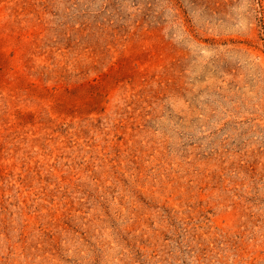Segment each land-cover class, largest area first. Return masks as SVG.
I'll return each mask as SVG.
<instances>
[{
  "label": "rangeland",
  "instance_id": "374dc122",
  "mask_svg": "<svg viewBox=\"0 0 264 264\" xmlns=\"http://www.w3.org/2000/svg\"><path fill=\"white\" fill-rule=\"evenodd\" d=\"M0 264H264V0H0Z\"/></svg>",
  "mask_w": 264,
  "mask_h": 264
}]
</instances>
